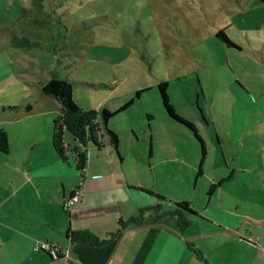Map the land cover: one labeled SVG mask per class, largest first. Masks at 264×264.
Instances as JSON below:
<instances>
[{"label":"rangeland","instance_id":"obj_1","mask_svg":"<svg viewBox=\"0 0 264 264\" xmlns=\"http://www.w3.org/2000/svg\"><path fill=\"white\" fill-rule=\"evenodd\" d=\"M218 29L241 51L219 41L214 36ZM21 38L32 45L16 46ZM261 49L264 3L258 0H0V106H14L21 114L26 105L37 110L45 100L41 85L50 72L58 73L68 78L71 99L97 113L100 140L107 143L100 109L113 111L131 100L108 127L118 132L134 174L140 180L147 175L154 187L164 188L163 204H172L170 195H190L194 185L196 201L207 187L205 177H196L200 143L192 131L167 117L157 84L166 83L176 113L193 121L201 135L207 133L202 143L207 161L213 155L221 162L210 125L224 119L223 107L245 103L243 97H233L251 83L240 76L264 75L261 62L242 57ZM64 135L70 149H84L69 133ZM86 144L91 151L93 146ZM175 155L188 166L161 162V157ZM211 166L208 161L205 169Z\"/></svg>","mask_w":264,"mask_h":264},{"label":"crops","instance_id":"obj_2","mask_svg":"<svg viewBox=\"0 0 264 264\" xmlns=\"http://www.w3.org/2000/svg\"><path fill=\"white\" fill-rule=\"evenodd\" d=\"M233 43L232 48L241 51ZM244 55L264 67V49ZM240 77L251 83L242 85L245 93L235 91L233 97H243L245 103L223 107L224 119L210 125L221 162L211 155L212 168L207 171L204 147L197 163L196 177H205L208 191L205 194L203 187L194 201V185L183 198L170 195L172 204H163V187H154L147 175L140 180L134 174L135 167L122 154L118 132L108 127L113 115L107 127L117 136L118 153L100 140L99 130L97 144L87 142L91 151L82 145L81 170L64 133V159L51 145L52 121L59 111L54 99L44 96L37 110L30 106L22 114L0 106L5 134V148L0 150V264H63L60 257L35 248L42 242L66 250L68 264H264V75ZM199 111L209 126L204 110ZM177 114L192 123L204 145L207 133L201 135L193 121ZM160 159L188 166L178 155ZM75 190L78 201L64 211L62 202ZM175 202H185L194 212L184 213L188 223L182 227L179 214L173 213ZM151 206L155 210H149ZM76 232H85L89 239L74 240Z\"/></svg>","mask_w":264,"mask_h":264},{"label":"trees","instance_id":"obj_3","mask_svg":"<svg viewBox=\"0 0 264 264\" xmlns=\"http://www.w3.org/2000/svg\"><path fill=\"white\" fill-rule=\"evenodd\" d=\"M258 1L264 3V0H258ZM214 36L219 41L226 44L227 46L236 47V45L225 36L222 29H218L214 33ZM14 44L19 47H26V46L29 47L30 45H32V42H29L28 40L21 38L15 41ZM157 90L160 96L162 107L167 117H169L175 122H178L186 126L190 131H192L194 137L200 143V153L202 155L204 149L200 138L198 137V135L194 130V126L192 125L191 122L180 117L174 111L173 107L169 104L166 95V83L164 81L159 82L157 84ZM40 91L44 96H48L54 99L59 106L58 114L52 121V130H51V145L59 158L64 159L65 151H67V146L64 145L63 142L64 131L69 133L73 139H75L78 143L82 145L86 144L87 142H91L95 145L97 144L95 140V136L97 132L100 130L98 122L96 121L97 113L92 110L85 111L81 109L71 99V84L66 79L58 77L55 74V72H51L49 79L46 80L41 85ZM135 94L137 95L138 91H136ZM130 102L131 100L127 101L122 106H120L115 112H110L105 108H101L99 111L100 122L103 126L105 133L108 136V142L115 153H118L117 150L118 139L116 134L107 127V121L117 111L127 107ZM8 108L14 109L15 107L11 106ZM28 108L29 106L26 105L25 110H28ZM4 148H5V134L0 129V150ZM70 151L73 152L72 155L76 163V167L78 169H81L84 161V155L82 151H80L77 147H73L72 149H70ZM154 195L159 200L164 199L162 196L158 194H154ZM174 204L176 208L173 211V213L179 214V216L177 215V222L179 226L182 227L188 223V221L185 219L184 213L186 212L189 215H194V212L186 208L185 202H175ZM150 209L155 210V207L153 208V206H151L149 210ZM180 212L182 213V215H180ZM72 238L74 240H86L89 239V236L85 232H76L72 234ZM57 257H59L58 254H56V258Z\"/></svg>","mask_w":264,"mask_h":264},{"label":"built area","instance_id":"obj_4","mask_svg":"<svg viewBox=\"0 0 264 264\" xmlns=\"http://www.w3.org/2000/svg\"><path fill=\"white\" fill-rule=\"evenodd\" d=\"M81 170H83V166ZM78 199H79L78 190H75L68 199L62 202L61 204L62 209L64 211L68 210L75 202L78 201ZM35 248L47 252L49 256L52 258H56V254H58L59 257L63 259V264H68L70 262V257L66 250H61L58 247L51 246L46 242L37 244Z\"/></svg>","mask_w":264,"mask_h":264}]
</instances>
